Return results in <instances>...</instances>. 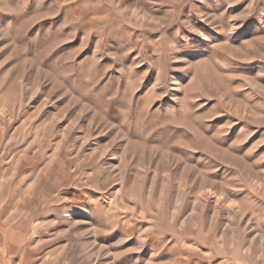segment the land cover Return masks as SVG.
Listing matches in <instances>:
<instances>
[{
  "label": "rangeland",
  "instance_id": "rangeland-1",
  "mask_svg": "<svg viewBox=\"0 0 264 264\" xmlns=\"http://www.w3.org/2000/svg\"><path fill=\"white\" fill-rule=\"evenodd\" d=\"M0 264H264V0H0Z\"/></svg>",
  "mask_w": 264,
  "mask_h": 264
}]
</instances>
